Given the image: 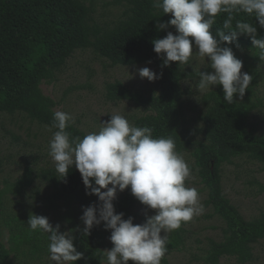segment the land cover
<instances>
[{
	"label": "trees",
	"instance_id": "obj_1",
	"mask_svg": "<svg viewBox=\"0 0 264 264\" xmlns=\"http://www.w3.org/2000/svg\"><path fill=\"white\" fill-rule=\"evenodd\" d=\"M97 1H103L106 7L123 9L122 17L113 24L98 20ZM226 15L221 13L217 17L211 29L214 36L218 30L230 34V30L222 27ZM171 18V14L163 15L162 10L154 8L153 0H0V116L23 114L54 133L56 129L51 125L58 104L41 87L54 84L78 51H93L112 67L153 65L158 77L156 95L147 98L117 82L107 86V98L139 107L144 116L134 119L135 126L152 128L155 138L171 136L176 151L181 155L189 153L194 159L193 169L208 191L205 207L213 212L209 217H218L224 223L223 240L210 241L204 264H221L225 258L234 259L237 264H252L256 260L255 246L264 240V213L247 221L225 195L222 173L226 165L240 159L258 163L264 169V136L251 124L252 114L264 106L255 91L259 74L251 66L253 79L249 89L242 100L237 95L231 105L223 99L222 85L205 94L201 98L203 111L197 119L202 128L192 135L185 110V96L189 92L184 83L198 75L179 67L178 62L162 66L163 59L155 53L152 43L164 38L168 31L177 34L174 26L167 30L157 28L158 23H167ZM236 20L257 26L259 35L264 36V29L259 28L254 17L241 13ZM222 46L253 52L254 61H261L247 35H239L232 45ZM67 130L73 137L86 135L74 124ZM3 172L0 159V177ZM56 175L55 167L39 171L28 167L15 182L5 181L4 187L0 183V264H38L49 257L46 236L29 230L30 215L23 212L8 215L7 210L11 195L23 197L37 180L51 190L42 199L43 213L62 212L61 219L75 237L76 249L84 253L76 264H100L111 230H105L102 222L85 236L81 220L84 208L99 204V199L86 193L75 166L64 179ZM113 203L117 214L123 213L124 219L133 217L137 224L135 210L140 202L131 194L130 187ZM185 225L168 235L162 264H169L171 254L184 251Z\"/></svg>",
	"mask_w": 264,
	"mask_h": 264
},
{
	"label": "clouds",
	"instance_id": "obj_2",
	"mask_svg": "<svg viewBox=\"0 0 264 264\" xmlns=\"http://www.w3.org/2000/svg\"><path fill=\"white\" fill-rule=\"evenodd\" d=\"M153 7L172 17L167 23H158L157 28L174 26L177 33L168 31L164 38L152 41L155 53L163 59L162 66L170 67L172 62H178L179 67L189 65L195 46L196 56L213 70L194 69L199 77L197 90L203 93L222 85L227 104H233L237 95L242 100L253 77L242 72L243 62L232 47L222 45H232L239 35H247L255 55L264 61V36L259 35L258 27L236 20L243 13L254 17L264 29V0H153ZM221 13L227 14L222 27L230 34L218 30L214 36L211 29ZM138 72L142 79L158 78L148 67ZM73 123L70 113L54 111L51 127L56 131L49 142V155L58 178H66L75 166L86 193L99 199V204L84 208L81 220L85 236L102 222L105 230H111L113 247L102 250L100 264H162L168 235L204 210L197 189L185 184L191 169L176 151L175 140L171 136L155 138L152 128L135 126L120 114H111L99 131L82 138L73 137L67 130ZM129 187L141 204L155 211L143 224H134L133 217L124 219L123 213L115 211L113 202L118 192ZM27 225L30 232L46 236L48 259L54 264H76L83 258L72 233L61 232V226L54 227L46 216L33 213Z\"/></svg>",
	"mask_w": 264,
	"mask_h": 264
},
{
	"label": "rangeland",
	"instance_id": "obj_3",
	"mask_svg": "<svg viewBox=\"0 0 264 264\" xmlns=\"http://www.w3.org/2000/svg\"><path fill=\"white\" fill-rule=\"evenodd\" d=\"M96 17L100 21L113 24L117 22L123 13V9L116 6H105L103 1L96 3ZM194 54L189 65L185 69L196 73L194 69L211 72L206 67V61L200 60L193 48ZM235 56L243 62L242 72L253 75L251 66L258 74V85L255 91L264 104V61H254V53L246 50L233 51ZM148 67L157 74L153 65L138 67H112L108 60L95 54L93 51H78L67 63L64 70L58 75L54 84L42 85L43 93L52 98L58 107L55 111L70 113L74 118V125L86 134L99 131L101 123L111 118V114L125 116L134 125V119L144 116V111L129 102H111L107 98V86L120 82L133 92H138L145 97L157 94L158 78L149 81L141 78L138 70ZM248 68V69H247ZM199 77L187 80L184 89L189 92L185 96V110L190 122V130L195 135L196 130L202 128V123L197 121L203 111L201 98L217 88L213 86L206 92H199L196 84ZM251 124L257 129L259 135L264 136V106L256 110L251 117ZM53 131L31 122L23 114L14 116H0V159L3 162L4 172L0 177L1 186L5 181L15 182L25 173L26 168L39 171L53 168L54 163L49 155V142ZM184 160L191 169L190 178L185 181L187 187L197 189L203 212L194 216L186 223L187 242L184 251L176 252L168 257L169 264H204L203 259L210 246V241L220 242L223 240L224 223L218 217H209L213 212L205 207L208 199V191L198 177L195 161L191 154H182ZM223 189L225 195L241 212L242 216L250 221L264 213V169L262 165L247 159L234 161L231 165L223 168ZM118 192L117 198L125 194ZM51 192L48 185L42 181H36L34 186L26 191L23 197L11 195L7 203L8 215L10 213L44 214L49 222L55 227L59 224L61 232L67 231L62 221L61 213H43L42 199ZM39 212V213H37ZM137 224L146 222V217L154 215V210H149L139 203L136 210ZM8 238H5L7 244ZM113 247L111 241L107 243L106 250ZM255 261L252 264H264V240L255 246ZM38 264H54L48 257ZM221 264H237L234 259L225 258Z\"/></svg>",
	"mask_w": 264,
	"mask_h": 264
}]
</instances>
